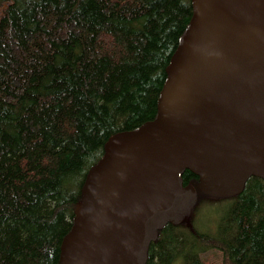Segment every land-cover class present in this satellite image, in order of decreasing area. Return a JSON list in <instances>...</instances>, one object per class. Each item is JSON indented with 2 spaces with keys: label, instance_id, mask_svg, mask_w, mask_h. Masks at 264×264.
<instances>
[{
  "label": "trees",
  "instance_id": "16d2710c",
  "mask_svg": "<svg viewBox=\"0 0 264 264\" xmlns=\"http://www.w3.org/2000/svg\"><path fill=\"white\" fill-rule=\"evenodd\" d=\"M191 12V0H0V264H59L88 171L109 138L155 117ZM247 226L240 257L264 264V220Z\"/></svg>",
  "mask_w": 264,
  "mask_h": 264
},
{
  "label": "water",
  "instance_id": "95a60500",
  "mask_svg": "<svg viewBox=\"0 0 264 264\" xmlns=\"http://www.w3.org/2000/svg\"><path fill=\"white\" fill-rule=\"evenodd\" d=\"M153 120L115 134L87 173L59 264H146L198 197L264 181V0H191ZM188 170L198 185H183Z\"/></svg>",
  "mask_w": 264,
  "mask_h": 264
},
{
  "label": "rangeland",
  "instance_id": "374dc122",
  "mask_svg": "<svg viewBox=\"0 0 264 264\" xmlns=\"http://www.w3.org/2000/svg\"><path fill=\"white\" fill-rule=\"evenodd\" d=\"M263 220V184L248 181L240 198H213L201 194L190 216L184 221L188 224L177 225V232L168 234L169 245L164 247L166 249L161 254L158 252L152 256L148 264H224L220 250L196 248L190 230L223 239L234 250L232 258H240L246 264L247 261L239 254V247L245 246L243 233L247 225H258ZM164 252L167 255L164 256ZM243 263L240 261V264Z\"/></svg>",
  "mask_w": 264,
  "mask_h": 264
},
{
  "label": "flooded vegetation",
  "instance_id": "af4514ba",
  "mask_svg": "<svg viewBox=\"0 0 264 264\" xmlns=\"http://www.w3.org/2000/svg\"><path fill=\"white\" fill-rule=\"evenodd\" d=\"M250 180L255 181L256 184H263V185H264V181H263V180L258 179V178H256V177H250V178L247 179V181L245 182L244 189L246 188V185H247L248 181H250ZM244 189H243V191H242L239 195H237V196H233V197H229V198H239V197H241L242 194L244 193ZM184 221H185V220H184ZM184 221H183V222H180L179 224H188V222H184ZM179 224H167V225L164 226L161 230L158 231L157 238H156V240L154 241L155 243L152 244L153 247L149 248V250H148L146 264L149 263L150 258H151L152 256H155V255L159 252V244H157L156 241H163V240H166V239H167L166 234L169 233V229H170V228H173V227H174V228H177V225H179ZM172 232H173V233L177 232V229L172 230ZM190 232L192 233V236H193L194 234H196V233H195L194 231H192V230H190ZM193 239H194V236H193ZM217 239H218V238H217ZM219 240H221V239H219ZM194 246H195L196 248H198V249H201V248H199V247L196 245V241H195V239H194ZM214 249H216V248H214ZM218 250H220V249H218ZM220 251H221V250H220ZM221 252H222V251H221ZM222 254H223V260H224V253L222 252ZM239 263H240V260H239Z\"/></svg>",
  "mask_w": 264,
  "mask_h": 264
}]
</instances>
